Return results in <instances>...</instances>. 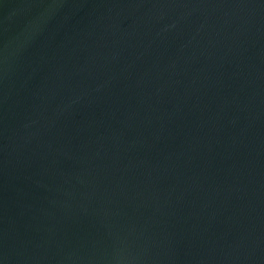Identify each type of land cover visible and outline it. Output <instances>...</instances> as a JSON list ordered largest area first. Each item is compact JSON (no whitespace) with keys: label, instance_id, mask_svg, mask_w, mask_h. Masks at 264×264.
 Returning <instances> with one entry per match:
<instances>
[{"label":"water","instance_id":"95a60500","mask_svg":"<svg viewBox=\"0 0 264 264\" xmlns=\"http://www.w3.org/2000/svg\"><path fill=\"white\" fill-rule=\"evenodd\" d=\"M0 264H264V0H0Z\"/></svg>","mask_w":264,"mask_h":264}]
</instances>
